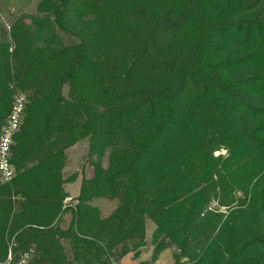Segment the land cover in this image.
Instances as JSON below:
<instances>
[{
    "label": "trees",
    "instance_id": "16d2710c",
    "mask_svg": "<svg viewBox=\"0 0 264 264\" xmlns=\"http://www.w3.org/2000/svg\"><path fill=\"white\" fill-rule=\"evenodd\" d=\"M4 1L0 138L28 102L0 264H264V0H37L6 19ZM86 139L93 174L65 208Z\"/></svg>",
    "mask_w": 264,
    "mask_h": 264
},
{
    "label": "rangeland",
    "instance_id": "374dc122",
    "mask_svg": "<svg viewBox=\"0 0 264 264\" xmlns=\"http://www.w3.org/2000/svg\"><path fill=\"white\" fill-rule=\"evenodd\" d=\"M4 2L1 15L6 19L12 13L18 14L20 12H33L35 10L37 0H5ZM88 143V139L82 140L69 150V161L65 169V173L67 175L76 171L79 173L77 181L67 186L73 196L80 192L82 178L90 177L93 174V168L87 163ZM116 202L117 201H108L105 198H100L97 199L95 203L102 208L105 214H108L116 206ZM67 217L68 218L65 219V226L68 225L70 221L69 218H71V216L69 215ZM153 248L154 247L149 244L143 253L142 259H151L153 255ZM171 262H173L172 250L167 249L159 256V259L155 264H170ZM135 264H139V262H136Z\"/></svg>",
    "mask_w": 264,
    "mask_h": 264
},
{
    "label": "built area",
    "instance_id": "2783aa9c",
    "mask_svg": "<svg viewBox=\"0 0 264 264\" xmlns=\"http://www.w3.org/2000/svg\"><path fill=\"white\" fill-rule=\"evenodd\" d=\"M28 97L24 92H17L11 112L8 117V122L3 128L0 138V183L10 182L16 176V170L11 164V146L14 143V136L20 130ZM76 201L72 196L65 199V208L75 207ZM11 250L9 258L5 264H29V252L25 253L23 257L14 262Z\"/></svg>",
    "mask_w": 264,
    "mask_h": 264
},
{
    "label": "crops",
    "instance_id": "0c3cea01",
    "mask_svg": "<svg viewBox=\"0 0 264 264\" xmlns=\"http://www.w3.org/2000/svg\"><path fill=\"white\" fill-rule=\"evenodd\" d=\"M78 194H79V193H78ZM78 194H77V195H78ZM77 195L73 196V195L71 194L72 197H76ZM67 216H69V214H66L65 219L68 218ZM69 219H70V218H69Z\"/></svg>",
    "mask_w": 264,
    "mask_h": 264
}]
</instances>
